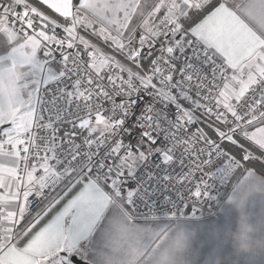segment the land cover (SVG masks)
<instances>
[{"label":"snow or ice","instance_id":"6c2138e0","mask_svg":"<svg viewBox=\"0 0 264 264\" xmlns=\"http://www.w3.org/2000/svg\"><path fill=\"white\" fill-rule=\"evenodd\" d=\"M0 190V264H264V0H0Z\"/></svg>","mask_w":264,"mask_h":264},{"label":"built area","instance_id":"2783aa9c","mask_svg":"<svg viewBox=\"0 0 264 264\" xmlns=\"http://www.w3.org/2000/svg\"><path fill=\"white\" fill-rule=\"evenodd\" d=\"M126 75V74H125ZM44 115L47 117V115H48V113H44ZM199 127H201L200 126V124L198 125ZM197 126H192V131H195V128H196ZM130 139H132V138H130V137H127L126 135H125V140H126V142L128 141V140H130ZM132 142L134 143L135 141L134 140H132ZM213 194H215V193H213ZM190 207H191V205H190ZM197 207V209H198V212H197V215H201V214H203V216L204 215H209V214H211V213H213L215 210H216V208H217V206L214 204V203H205V204H203V205H197L196 206ZM185 211L187 212V214L189 215V216H191V211L189 210V209H185Z\"/></svg>","mask_w":264,"mask_h":264},{"label":"crops","instance_id":"0c3cea01","mask_svg":"<svg viewBox=\"0 0 264 264\" xmlns=\"http://www.w3.org/2000/svg\"><path fill=\"white\" fill-rule=\"evenodd\" d=\"M35 3H38V0H34ZM2 191V190H0ZM258 211V209H257ZM204 218L207 220L209 223H216L220 224L223 223V213L220 211V209L217 207L216 210L209 214V215H204ZM234 225L236 224V221H233Z\"/></svg>","mask_w":264,"mask_h":264},{"label":"trees","instance_id":"16d2710c","mask_svg":"<svg viewBox=\"0 0 264 264\" xmlns=\"http://www.w3.org/2000/svg\"><path fill=\"white\" fill-rule=\"evenodd\" d=\"M38 4V3H37ZM82 34H84L85 36H86V38H91L92 40H93V42H96L95 41V37H89V34L88 33H82ZM102 47H104V50L106 51V52H108V53H111V49L110 48H107L106 46H103L102 45ZM117 58H120L119 56L117 57ZM134 67V66H133ZM200 126H201V128H203L205 131H208L210 134H211V129L210 128H208V122L207 121H202L201 123H200Z\"/></svg>","mask_w":264,"mask_h":264},{"label":"rangeland","instance_id":"374dc122","mask_svg":"<svg viewBox=\"0 0 264 264\" xmlns=\"http://www.w3.org/2000/svg\"><path fill=\"white\" fill-rule=\"evenodd\" d=\"M202 121H203V118H202Z\"/></svg>","mask_w":264,"mask_h":264}]
</instances>
